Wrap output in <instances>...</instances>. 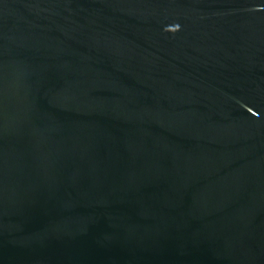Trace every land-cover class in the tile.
Wrapping results in <instances>:
<instances>
[{"label": "water", "instance_id": "obj_1", "mask_svg": "<svg viewBox=\"0 0 264 264\" xmlns=\"http://www.w3.org/2000/svg\"><path fill=\"white\" fill-rule=\"evenodd\" d=\"M0 264H264V0H0Z\"/></svg>", "mask_w": 264, "mask_h": 264}]
</instances>
